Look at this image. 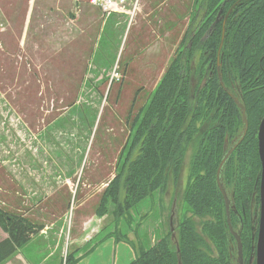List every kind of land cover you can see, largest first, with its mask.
I'll list each match as a JSON object with an SVG mask.
<instances>
[{"label": "rangeland", "instance_id": "1", "mask_svg": "<svg viewBox=\"0 0 264 264\" xmlns=\"http://www.w3.org/2000/svg\"><path fill=\"white\" fill-rule=\"evenodd\" d=\"M136 2L133 17H111L89 0H0V206L52 226L50 236L36 232L22 248L34 263L66 264L77 249L69 247L72 229L74 237L92 215L103 234L115 230L112 213L95 214L128 136L129 110L146 102L200 19V0H131L128 9ZM163 194L135 206L131 225L122 220L136 247L170 230L173 208L175 230L190 215L181 190L172 205ZM62 228L64 247L54 250ZM6 235L0 229V240Z\"/></svg>", "mask_w": 264, "mask_h": 264}, {"label": "trees", "instance_id": "2", "mask_svg": "<svg viewBox=\"0 0 264 264\" xmlns=\"http://www.w3.org/2000/svg\"><path fill=\"white\" fill-rule=\"evenodd\" d=\"M201 4L207 15L204 23L188 28L176 56L135 113L132 104L127 116L128 136L118 153L114 177L103 189L96 209L95 215L100 218L112 213L113 234L117 240H128L130 229L121 227L122 220L131 225V210L160 187L164 191L172 174L178 178L185 153L193 138H197L190 180L182 193L190 215L182 221L180 217L176 226L180 251L168 230L150 247L143 246L131 264H179V255L183 264H217L208 250L211 244L226 255L224 204L216 197L220 193L216 170L222 157L225 129L236 125V117L240 119L237 123L240 129L244 130L245 123L239 108L224 91L222 80L227 88L243 93L249 119L248 132L235 158H231L230 164L226 162L223 177L234 179L233 166L238 158L237 188L242 197L250 199L261 174L257 136L264 116V0H201ZM233 5L225 25L223 54L218 59L224 18L218 21L216 16L222 10L224 17ZM198 50L202 51L200 59L196 58ZM114 63L105 65V75ZM205 120L222 121L224 130L214 131L206 139L199 129ZM78 192L79 187L76 199ZM209 216L213 219H208ZM194 217L200 219V226ZM45 226L31 220L24 211L0 206V229L7 234L0 240V264H8ZM76 251H68L66 264H76Z\"/></svg>", "mask_w": 264, "mask_h": 264}, {"label": "flooded vegetation", "instance_id": "3", "mask_svg": "<svg viewBox=\"0 0 264 264\" xmlns=\"http://www.w3.org/2000/svg\"><path fill=\"white\" fill-rule=\"evenodd\" d=\"M201 1V0H200ZM197 2L194 0V3ZM204 3V2H203ZM225 3V1H224ZM203 4H200V2L197 4V9L199 10L197 13V17H199V21L195 22V24L192 22L190 24L191 27L199 25L204 23L206 19L205 9L202 6ZM234 8V5L231 7ZM230 10V9H229ZM233 10V9H232ZM222 11V10H221ZM221 11L217 14L216 20L226 19V14L224 17L221 16ZM232 12V11H231ZM229 13V16L231 14ZM202 13L204 15H202ZM228 16V17H229ZM228 17L226 19V23L228 20ZM226 27V26H225ZM225 42V41H224ZM221 43V42H220ZM179 46L176 48L174 57L176 56L178 52ZM219 51V50H218ZM200 52V55H199ZM198 53V54H197ZM197 59L201 58L202 51H197ZM204 55V52H203ZM173 57V58H174ZM219 59V58H218ZM220 60H218L219 62ZM219 66V65H218ZM210 67V65H209ZM221 81V80H220ZM222 86L224 87V91L229 96V98L234 101L236 104V108L240 110L241 116L242 114V106L244 105V98L245 96L240 90L234 89L231 90L230 88H227L223 80ZM238 110V112H239ZM239 113V114H240ZM263 118V117H262ZM261 118V119H262ZM238 120H240L238 117L235 118L234 122L236 123L233 127H227L224 131V136L222 138L223 146L220 149L222 153V157L220 159V162L218 164L216 172L218 173V169L220 166V163L225 155H227L231 150V154L227 161H229L234 156L235 152L237 151L238 146L242 143H239L236 147L235 145L241 138L243 131L240 129L237 125ZM244 120V118H243ZM261 122V120H260ZM214 126L213 129H210V127ZM218 126V127H217ZM260 126V125H259ZM224 123L221 121H207L205 120L201 125H199V129L204 131V134L206 135V139H210L211 134L216 132H222L224 130ZM245 127V125H244ZM259 131V129H258ZM198 135V133H197ZM258 137V136H257ZM197 138H193L191 144L189 145L188 150L185 153L184 157V163L181 169V172L178 176V178L173 177V174L171 175L172 178L170 179L169 184L166 186L165 190L160 187L157 190H161L164 194L165 202L164 204L167 206L169 203L172 205L173 202L176 200V197L179 194V191L181 190L182 193L184 189L187 186V183L190 180V163L192 160V155L194 153V145L196 143ZM221 138L219 137V140ZM207 148L210 147L207 146ZM235 158V156H234ZM186 160H189V164H186ZM226 161V162H227ZM226 164V163H225ZM262 166V165H261ZM207 171L210 169V166H206ZM236 170L238 171V158L234 162L233 166V172L234 179H228L225 176L223 177L224 171H225V165L222 169L221 173V182L223 185V188L225 190L226 195H224L223 191L221 190L219 183H218V176L216 174V180L217 185L219 187L220 193H216V197L218 200L224 204V216H225V234H226V245H225V252L226 255L220 252L219 247L216 244H211L210 248L208 249L211 255L216 259L217 264H257V256H258V238H259V232H260V226H261V215H262V205H261V191H260V182H261V174L259 177V180L256 182V186L253 189V194L250 197V199L244 198L241 196V194L238 191L237 188V174ZM262 170V169H261ZM229 171H232V168H229ZM228 172V170H227ZM226 172V173H227ZM167 187L168 190H167ZM173 195V198H172ZM170 196L169 199H167ZM227 199V200H226ZM169 200V201H168ZM178 203V202H177ZM176 205V203H175ZM170 211V215H171ZM208 219H213V216H209ZM230 219V221H229ZM169 225H170V216H169Z\"/></svg>", "mask_w": 264, "mask_h": 264}, {"label": "crops", "instance_id": "4", "mask_svg": "<svg viewBox=\"0 0 264 264\" xmlns=\"http://www.w3.org/2000/svg\"><path fill=\"white\" fill-rule=\"evenodd\" d=\"M147 6L148 5H146V7ZM113 15L114 14L110 16L112 17ZM95 219L96 217H94V215L89 217V220H87V222H84V225L79 228L78 234L74 237L72 235L69 239V247L72 241L73 244L77 245V249L75 250L79 251V253L76 255V258H78L76 264H131L132 262H134L137 258V254L140 252L143 246L136 247L135 244L133 245L130 233L127 236L128 240H117L115 235L111 231L103 234V232L105 231L103 230L104 227L99 229L98 223ZM51 229L52 226L46 225L45 228L40 232V234L50 236ZM62 229V235L59 232L53 239L55 242L54 250H60L64 247L62 246V243L65 229ZM6 237L7 235L4 238ZM141 241L145 243L143 240ZM22 253L23 251L22 249H20L16 256L18 261L17 264H41V261L34 263L32 257L28 252H26V254L24 253V255H22ZM8 264L14 263L11 260L8 262Z\"/></svg>", "mask_w": 264, "mask_h": 264}, {"label": "water", "instance_id": "5", "mask_svg": "<svg viewBox=\"0 0 264 264\" xmlns=\"http://www.w3.org/2000/svg\"><path fill=\"white\" fill-rule=\"evenodd\" d=\"M232 9L233 8H230L229 12L226 15V19L229 16V13L232 11ZM226 19L224 20L223 34H222V39H221V43H220L219 51H218V58L219 59H220L221 55L223 54L222 49H223L224 41H225V37H226V27H225ZM221 65L222 64L220 62L219 68L221 67ZM220 77L222 78L221 72H220ZM242 114H243V118H244L245 127H244L243 134H242L241 138L239 139V141L237 142V144L235 145V147L243 141V139L245 138V136L248 132L249 119H248V116L246 114V107L245 106H242ZM258 151H259L260 161H261V165H262L261 182H260L262 215H261V226H260V232H259V238H258L257 264H264V116L261 119L259 131H258ZM231 152H232V150L227 155H225L223 157V159L220 163L219 169H218V173H217L218 183H219V186H220L221 190L223 191L224 195H226V193H225V190H224L222 182H221V173H222V169H223L226 161L228 160ZM174 215H175V211L173 208L172 214L170 216V226H171V231H172V239L176 242L177 249L180 251L179 243L176 239V232H175V227H174ZM229 221H230V219H229ZM179 264H183L180 255H179Z\"/></svg>", "mask_w": 264, "mask_h": 264}, {"label": "built area", "instance_id": "6", "mask_svg": "<svg viewBox=\"0 0 264 264\" xmlns=\"http://www.w3.org/2000/svg\"><path fill=\"white\" fill-rule=\"evenodd\" d=\"M131 0H89L90 4L98 7L104 16L112 13H127L131 17L134 16L137 10V2L133 5V10L128 9V3Z\"/></svg>", "mask_w": 264, "mask_h": 264}]
</instances>
